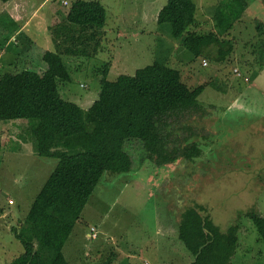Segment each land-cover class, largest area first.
<instances>
[{"label":"rangeland","instance_id":"obj_1","mask_svg":"<svg viewBox=\"0 0 264 264\" xmlns=\"http://www.w3.org/2000/svg\"><path fill=\"white\" fill-rule=\"evenodd\" d=\"M24 1L25 14L37 8L38 19L48 22L50 10L62 14L72 0ZM100 1L106 9V35L97 54L59 55L60 59L37 48L43 45L46 32L34 26H28L29 39L37 44L26 45L25 29L20 35L22 44L15 45L11 32L16 25L1 11L0 1V76L55 68L61 96L87 109L98 97L105 68L106 79L115 80L154 61L168 64L180 71L188 86L206 85L198 96L204 113L184 123L196 132L189 142L196 143L201 154L162 166L147 160L132 172H104L76 220L75 235L94 226L98 236L107 235L125 249L113 264H155L160 258L145 250L149 240L160 242L156 226L173 220L179 224L185 206H194L222 234L229 226H237L234 264H264V241L252 224L253 215L264 217V0H246V10L228 35L233 50L222 52L215 63L192 55L179 38L172 37L168 23L157 24L150 18L167 0ZM195 2L196 31L212 29L220 0ZM145 10V20H128L126 14ZM119 11L124 20L116 17ZM254 71L259 73L251 78ZM34 147L26 119L0 120V264L9 263L14 251H23L12 228L19 226L57 164L56 158L33 153ZM130 154L136 166L140 153L131 150ZM173 211L175 217H170ZM37 246L44 255L49 250L41 243ZM175 246L180 253L176 260L172 256L173 264H189L191 254L180 242ZM133 251L134 258L125 256ZM108 255L104 248L100 257L87 255L82 264H108Z\"/></svg>","mask_w":264,"mask_h":264},{"label":"trees","instance_id":"obj_2","mask_svg":"<svg viewBox=\"0 0 264 264\" xmlns=\"http://www.w3.org/2000/svg\"><path fill=\"white\" fill-rule=\"evenodd\" d=\"M246 8V0H220L212 29L198 32L195 0H167L156 22L168 23L172 37L192 55L215 63L222 52L233 50L228 35ZM105 22L100 0H72L66 19L49 27L54 52L95 56ZM102 73L98 97L87 109L61 96L54 72L22 70L0 76V120L26 119L34 137L33 153L57 159L25 217L12 228L23 251L6 264H66L60 251L104 172H132L147 160L162 166L201 154V148L189 142L196 132L184 123L204 113L198 96L205 84L190 87L178 69L157 61L115 80L106 79V68ZM130 149L140 153L136 166ZM252 224L264 241V217L253 215ZM178 239L191 254L189 264H234L237 226L222 234L194 206H185L180 214ZM38 243L49 249L47 256Z\"/></svg>","mask_w":264,"mask_h":264},{"label":"crops","instance_id":"obj_3","mask_svg":"<svg viewBox=\"0 0 264 264\" xmlns=\"http://www.w3.org/2000/svg\"><path fill=\"white\" fill-rule=\"evenodd\" d=\"M207 2V0H203ZM209 1V0H208ZM24 0H7L5 2H2L3 8L2 12L5 14L7 12V19L8 21L15 23L16 25V30L12 33L11 35L13 36V40H15L13 43L15 45L22 44V40L20 38L21 33L25 30L27 32L26 37H25V43L28 47H33L37 43L32 42L29 39V35L32 34L31 30L28 29V26H34L37 27V29H42V31L46 32V35L44 36L43 39V45L39 46L37 44V48L41 50V53L46 54L51 53L53 55H57L55 52L51 51L53 48V43L51 40L50 32H49V27L56 25L57 23H60L66 19V14L68 11V8L65 9L64 13H58L55 10H50L49 11V17H48V22L46 21L47 19H38V10L37 8H33L31 11H29L27 14L24 13ZM103 4V3H102ZM161 6L158 7L154 13L149 14L151 17L154 18L156 21L157 13L160 10ZM136 11V10H132ZM131 12V11H129ZM147 10L145 11H139V12H133V14L128 13V20H145L146 15H147ZM116 17L120 20H124L122 13L119 11ZM196 17H197V11H196ZM198 19V18H197ZM199 21H197L196 26L198 25ZM106 23L104 26V31L106 35ZM16 36V37H15ZM3 45H7V41L4 42ZM27 47V48H28ZM26 50V49H25ZM3 52H0V56H2ZM59 58V57H58ZM60 59V58H59ZM56 67V66H55ZM51 72H54L56 76L59 78L58 74L55 71V68L52 70H49ZM40 72V71H39ZM43 72V71H42ZM41 73V72H40ZM174 213V214H173ZM170 217H175V212L173 211ZM78 223V222H77ZM77 223L74 224L73 230L69 237L67 238L64 246L62 247L60 251V258L65 262V263H71V264H82L83 261H86L87 257L90 255L92 257H97L104 252V248L107 249L110 257H108V264H113V262H116L115 258H118V253L124 256L125 253L123 251L125 249L121 248L116 241H113L111 237H106L102 238L99 235V232H97V236L95 238L91 237L89 234L90 232H83L84 236L80 238L81 232L79 236L75 235V228ZM178 222L173 220L172 222H167L166 224H163L162 226H156V234L159 236L160 242H153L152 240H149L147 242L148 249L145 250L147 253H153L154 255L157 256V258H160L159 261H157L155 264H173V261L177 259V251L175 244L179 241L178 239ZM94 227V226H93ZM75 235V236H74ZM83 240V241H82ZM85 241H88L87 243H84ZM17 248V247H16ZM154 249V250H153ZM17 250V249H16ZM22 251V250H21ZM21 251H14V257L18 256ZM161 253L166 254V256L162 257ZM135 254V251L132 253L128 254L126 253L125 256H133ZM88 255V256H87ZM160 255V256H159ZM175 255V259L173 260V257ZM166 257V258H165ZM11 258V260L13 259ZM134 258V256H133ZM165 259H168L166 262ZM10 260V261H11ZM124 260V259H123ZM163 262H160V261ZM121 264V263H120Z\"/></svg>","mask_w":264,"mask_h":264},{"label":"built area","instance_id":"obj_4","mask_svg":"<svg viewBox=\"0 0 264 264\" xmlns=\"http://www.w3.org/2000/svg\"><path fill=\"white\" fill-rule=\"evenodd\" d=\"M64 4H67V1H64ZM237 71V69H234ZM91 237L95 238L97 236V230L94 227H90V234Z\"/></svg>","mask_w":264,"mask_h":264},{"label":"clouds","instance_id":"obj_5","mask_svg":"<svg viewBox=\"0 0 264 264\" xmlns=\"http://www.w3.org/2000/svg\"><path fill=\"white\" fill-rule=\"evenodd\" d=\"M90 227H93V226H90ZM95 228V227H94ZM96 229V228H95ZM89 232H90V228H89ZM98 232V231H97Z\"/></svg>","mask_w":264,"mask_h":264}]
</instances>
